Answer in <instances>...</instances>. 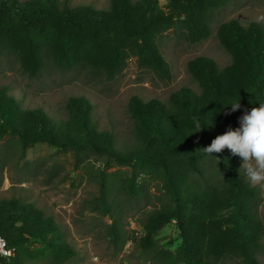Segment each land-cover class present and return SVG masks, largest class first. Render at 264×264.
<instances>
[{
  "label": "trees",
  "instance_id": "obj_1",
  "mask_svg": "<svg viewBox=\"0 0 264 264\" xmlns=\"http://www.w3.org/2000/svg\"><path fill=\"white\" fill-rule=\"evenodd\" d=\"M233 1L165 0L161 6L159 0H111L108 9H96L59 0H0V55L16 56L32 78L49 60L61 71L80 67L114 79L135 57L140 68L167 79L170 65L159 37L179 28L189 43H202L212 34L214 12ZM216 37L231 62L220 68L204 56L189 61L199 92L183 88L167 102L131 98L135 144L130 147L118 148L114 133L98 128L93 106L84 96L71 97L68 119L58 121L42 108L24 109L7 88H0V140L10 136L23 150L43 142L78 156L87 151L104 155L127 168L124 188L129 195L138 188V176L159 178L169 204L145 214L143 233L136 240L154 264H259L264 235L259 190L243 177L229 150L213 154L219 165L198 150L229 128L240 127L245 111L264 103V26L232 19L218 26ZM238 100L241 107L232 112L229 106ZM195 121L203 127L193 134ZM108 183L104 177L97 205L111 216L110 236L118 244L124 240L112 217ZM172 221L181 240L175 250L155 239ZM0 235L15 249L7 264L43 259L64 264L76 255L52 217L17 198L0 201Z\"/></svg>",
  "mask_w": 264,
  "mask_h": 264
},
{
  "label": "rangeland",
  "instance_id": "obj_2",
  "mask_svg": "<svg viewBox=\"0 0 264 264\" xmlns=\"http://www.w3.org/2000/svg\"><path fill=\"white\" fill-rule=\"evenodd\" d=\"M59 1L72 7L96 9H108L111 2ZM159 2L164 6L165 0ZM232 19L243 25L258 22L264 26V0H234L214 12L212 34L202 43H189L179 28L161 35L159 47L170 65L167 79L153 70L140 68L135 57L128 59L125 70L114 79L80 67L61 71L49 60L43 71L32 78L24 73L16 56L4 54L0 55V88H7L24 109L42 108L58 121L68 119L67 103L71 97L84 96L93 106V119L98 128L114 133L118 148L130 147L135 144L134 122L129 111L131 98L136 96L144 101L157 98L167 102L171 94L183 88L199 92L188 63L204 56L220 68L228 66L231 57L220 45L216 31L221 23ZM236 158L241 169L243 161L239 156ZM127 171L108 157L90 151L78 156L71 149H57L43 142L23 150L10 136L0 140V201L17 198L52 217L64 239L76 250V255L64 264H154L151 255L137 247L136 240L143 233L141 221L145 214L167 206L169 198L159 178L148 179L142 175L137 178L136 192L127 194L124 188ZM241 173L248 181L243 169ZM104 177L109 179L112 217L119 222L124 240L118 244L111 240V216L97 205ZM256 188L260 193L258 218L264 232V188ZM155 239L160 246L175 250L181 244L176 222L159 230ZM257 259L259 264H264V235ZM35 264L54 263L43 259ZM223 264L238 262L227 260Z\"/></svg>",
  "mask_w": 264,
  "mask_h": 264
},
{
  "label": "clouds",
  "instance_id": "obj_3",
  "mask_svg": "<svg viewBox=\"0 0 264 264\" xmlns=\"http://www.w3.org/2000/svg\"><path fill=\"white\" fill-rule=\"evenodd\" d=\"M229 107L232 112L239 110L240 100L233 101ZM239 124L240 127L235 130L229 128L225 134L213 139L209 146L198 151L214 158L219 165L221 161L213 154L229 150L233 156L242 159L241 169L244 170L249 183L254 187L264 188V103H259V107H253L250 112L245 111L239 118ZM202 127L199 121H195L193 134L200 132Z\"/></svg>",
  "mask_w": 264,
  "mask_h": 264
},
{
  "label": "built area",
  "instance_id": "obj_4",
  "mask_svg": "<svg viewBox=\"0 0 264 264\" xmlns=\"http://www.w3.org/2000/svg\"><path fill=\"white\" fill-rule=\"evenodd\" d=\"M15 249L9 247L5 238L0 235V264L6 262L14 255Z\"/></svg>",
  "mask_w": 264,
  "mask_h": 264
}]
</instances>
